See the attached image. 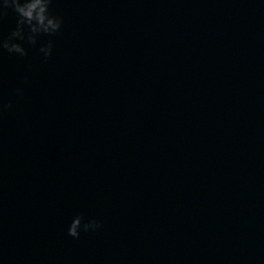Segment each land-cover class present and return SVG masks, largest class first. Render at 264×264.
Here are the masks:
<instances>
[{
	"label": "water",
	"instance_id": "95a60500",
	"mask_svg": "<svg viewBox=\"0 0 264 264\" xmlns=\"http://www.w3.org/2000/svg\"><path fill=\"white\" fill-rule=\"evenodd\" d=\"M51 8L47 60L0 51V262L264 264V3Z\"/></svg>",
	"mask_w": 264,
	"mask_h": 264
},
{
	"label": "clouds",
	"instance_id": "9594fccd",
	"mask_svg": "<svg viewBox=\"0 0 264 264\" xmlns=\"http://www.w3.org/2000/svg\"><path fill=\"white\" fill-rule=\"evenodd\" d=\"M264 3V0H260ZM53 0H0V17L7 10L15 16L14 26L7 35L0 36V51L17 57H25L29 49L35 48L41 60L52 53L53 40L61 30L62 17L52 11ZM21 87L12 89L15 96L22 95ZM10 107V102L0 99V111ZM100 221L94 216H85L81 211L71 215L66 225L67 235L76 238L82 232H94ZM2 264V262H0Z\"/></svg>",
	"mask_w": 264,
	"mask_h": 264
}]
</instances>
